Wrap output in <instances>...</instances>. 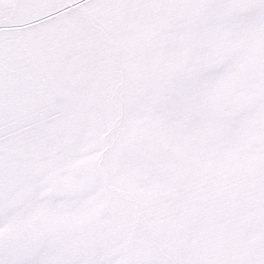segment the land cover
<instances>
[{"label":"snow or ice","instance_id":"1","mask_svg":"<svg viewBox=\"0 0 264 264\" xmlns=\"http://www.w3.org/2000/svg\"><path fill=\"white\" fill-rule=\"evenodd\" d=\"M0 264H264V0H0Z\"/></svg>","mask_w":264,"mask_h":264}]
</instances>
